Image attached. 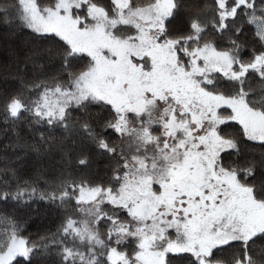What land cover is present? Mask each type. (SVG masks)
<instances>
[{"label":"rangeland","instance_id":"rangeland-1","mask_svg":"<svg viewBox=\"0 0 264 264\" xmlns=\"http://www.w3.org/2000/svg\"><path fill=\"white\" fill-rule=\"evenodd\" d=\"M55 1L52 13H27L23 19L37 32L66 39L73 54L85 55L89 65L64 89H49L35 113L52 124L88 101L110 105L119 116L112 129L136 148L117 187L78 188L76 202H90L79 209L86 217L94 203L104 202L121 208L125 216L121 222L112 220L108 236L115 240L108 247L99 243L108 240L93 225L67 222L65 234L80 248H75L77 257L93 264L99 261L97 253L109 249V264H158L155 259L163 263L168 254L187 253L202 264L216 249L245 245L263 235L264 203L254 199L235 173L221 168L219 157L236 150L237 144L223 139L218 129L230 123L223 134L232 137L241 130L249 142L264 144V112L247 103L243 90L246 75L264 67V54L240 65L229 52L210 44L213 34L202 37L197 20L194 36L181 43L180 58L177 42L162 37L174 0H144L132 10L129 0H113V15L87 0ZM219 1L222 23L253 4ZM20 4L28 9L35 2ZM192 42L197 45L188 46ZM11 108L15 116L16 106ZM129 242L137 247L133 259L117 249L124 250L122 245ZM64 252L67 258L76 255ZM19 255H0V264H10Z\"/></svg>","mask_w":264,"mask_h":264},{"label":"trees","instance_id":"trees-1","mask_svg":"<svg viewBox=\"0 0 264 264\" xmlns=\"http://www.w3.org/2000/svg\"><path fill=\"white\" fill-rule=\"evenodd\" d=\"M33 1L35 5H29L32 8L23 9L20 0H0V255L20 251L10 264H89L77 257L80 248L65 234L67 222L93 225L96 233L108 240L99 243L108 247L115 240L108 236L112 220L121 222L125 213L107 202L98 206L94 203L86 217L79 209L90 202H76L78 188H113L126 169L125 163L132 164L136 148L112 129L119 116L110 105L88 101L80 108L69 109L62 121L52 124L35 113L43 95L55 86L64 89L87 71L89 59L73 54L66 39L37 32L27 25L23 19L27 13L49 14L55 10V0ZM219 2L174 0L162 37L177 42L181 58L182 44L194 36L192 26L199 20L202 37L213 34L210 44L217 51L229 52L240 65H248L254 57L264 54V0H253L251 7L242 6L223 23L219 22ZM87 3L113 15V0ZM141 3L144 0H129V9L141 7ZM229 4L233 5L227 1ZM195 45L192 42L188 46ZM243 80L247 103L264 112V67L248 73ZM224 86L237 89L235 85ZM12 106H16L15 116ZM229 124L222 125L218 132L223 139L237 144V149L221 154L220 166L235 173L242 186L251 188L254 199L264 203V144L249 142L241 130V136L237 130L232 137L223 134ZM98 216L105 217V221L97 222ZM122 247L124 250L119 245L117 249L129 259L136 256L137 247L131 242ZM66 250L76 255L67 258ZM108 250L102 252L104 255L97 253L99 261L93 264H109ZM237 260L264 264V234L245 245L216 249L204 261L233 264ZM163 264L201 262L183 253L166 255Z\"/></svg>","mask_w":264,"mask_h":264},{"label":"water","instance_id":"water-1","mask_svg":"<svg viewBox=\"0 0 264 264\" xmlns=\"http://www.w3.org/2000/svg\"><path fill=\"white\" fill-rule=\"evenodd\" d=\"M26 250V249H25ZM146 260V259H145ZM155 261L158 263V264H163L160 260L158 259H155ZM202 264H206V262L204 261Z\"/></svg>","mask_w":264,"mask_h":264}]
</instances>
